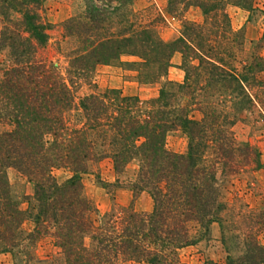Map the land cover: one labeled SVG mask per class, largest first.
<instances>
[{"label": "trees", "instance_id": "trees-1", "mask_svg": "<svg viewBox=\"0 0 264 264\" xmlns=\"http://www.w3.org/2000/svg\"><path fill=\"white\" fill-rule=\"evenodd\" d=\"M46 1L0 0V254L12 264H182L178 251L209 237L216 223L226 264H264V206L224 202L220 191L222 177L263 166L259 148L232 130L242 119L264 128V55L257 44L247 48L226 11L251 10L254 0H167L169 13L202 14L201 22L182 21L169 42L151 23L135 24L133 0H78L62 24L73 42L65 73L39 54L51 28ZM176 52L181 81L167 78ZM99 65L134 70L143 83L164 81L147 100L116 89L76 99ZM175 131L184 152L166 147ZM103 159L116 184L135 163L127 187L132 199L151 197L150 211L130 203L101 213L88 199L82 175ZM8 169L32 185L25 208ZM58 169L69 177L58 181ZM46 237L58 251L39 258L33 247Z\"/></svg>", "mask_w": 264, "mask_h": 264}, {"label": "rangeland", "instance_id": "rangeland-1", "mask_svg": "<svg viewBox=\"0 0 264 264\" xmlns=\"http://www.w3.org/2000/svg\"><path fill=\"white\" fill-rule=\"evenodd\" d=\"M77 4L78 0H47L44 6L43 16L51 24V28L48 30V43L39 54L56 63L62 73H65L68 63L66 55L73 47V42L64 34L62 24L72 15ZM253 6V9L245 10L228 5L226 11L230 16L232 27L243 29L247 39V48L257 44L261 54L264 55V0H254ZM130 9L134 12L131 19L136 25L151 23L159 36L167 42L178 37L182 21H202V14L197 7H189L183 12L169 13L167 0H133ZM180 62L181 54L176 52L172 57L173 66L169 68L168 79L181 81L183 71L178 67ZM5 63V54L0 52V69ZM163 81L161 79L143 83L138 79L134 70L119 65H99L92 75L93 86L81 83L75 94L77 99L93 91L116 89L123 95H136L140 100H147L157 96ZM247 116H249L247 112L242 115L243 118ZM242 120L238 121L232 130L237 139L247 140L259 148L263 166L259 170L245 174L222 177L221 200L228 203L243 202L250 208H256L264 206V128H254L251 123ZM165 143L168 149L176 152H184L186 148V139L179 131L170 132ZM135 167V163H130L127 171L120 176L121 183L116 184V174L110 159L93 163L89 172L82 175L85 195L101 213L114 206L120 208L130 203L137 211H150L153 204L151 197L146 192H142L132 199V191L127 187L126 180L132 176ZM7 174L20 206L25 208L26 201L23 200V196L32 193V185L13 169H8ZM54 174L58 181H63L69 177L70 172L58 169L54 171ZM31 226L30 220L24 222L26 229ZM259 238L264 241V232L260 233ZM57 251L52 240L47 237L37 241L33 247L35 256L39 258L46 255L55 256ZM225 256L220 243L219 227L216 223L211 225L209 237L178 251V258L182 264H226ZM0 264H12L11 256L0 254ZM118 264L138 263L118 262Z\"/></svg>", "mask_w": 264, "mask_h": 264}, {"label": "crops", "instance_id": "crops-1", "mask_svg": "<svg viewBox=\"0 0 264 264\" xmlns=\"http://www.w3.org/2000/svg\"><path fill=\"white\" fill-rule=\"evenodd\" d=\"M234 7H236V6H234ZM238 8V7H237Z\"/></svg>", "mask_w": 264, "mask_h": 264}]
</instances>
